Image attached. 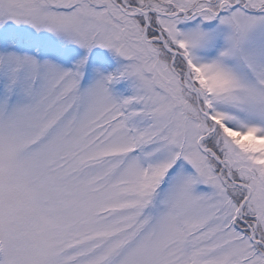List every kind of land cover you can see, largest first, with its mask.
I'll return each mask as SVG.
<instances>
[{
	"label": "snow or ice",
	"instance_id": "obj_1",
	"mask_svg": "<svg viewBox=\"0 0 264 264\" xmlns=\"http://www.w3.org/2000/svg\"><path fill=\"white\" fill-rule=\"evenodd\" d=\"M0 264H264V0H0Z\"/></svg>",
	"mask_w": 264,
	"mask_h": 264
}]
</instances>
